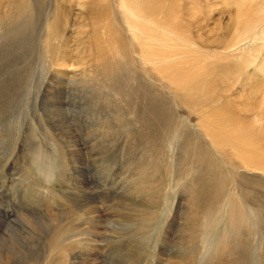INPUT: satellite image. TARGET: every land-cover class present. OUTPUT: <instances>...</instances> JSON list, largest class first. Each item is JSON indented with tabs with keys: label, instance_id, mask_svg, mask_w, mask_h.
I'll list each match as a JSON object with an SVG mask.
<instances>
[{
	"label": "rangeland",
	"instance_id": "rangeland-1",
	"mask_svg": "<svg viewBox=\"0 0 264 264\" xmlns=\"http://www.w3.org/2000/svg\"><path fill=\"white\" fill-rule=\"evenodd\" d=\"M57 1L60 23L52 55L55 61L45 55L39 39L53 0H39L32 16L39 23L26 31L23 22L12 28L24 34L21 39L0 43V258H9L8 264H208L203 246L215 244L212 241L217 237L228 241L236 236L225 230L224 222H218L209 235L201 228L200 216L196 225L192 222L197 209L188 203L184 180L179 181L184 158L180 149H171L169 135L165 144V137L154 131L166 121L171 125L168 130L178 125L209 161L233 164L234 150L225 148L221 156L204 135L201 116L182 106L168 81L154 71L145 75V68L138 64L126 90L138 94L134 104L138 115L146 110L149 117L140 124L136 114L128 115L130 109L114 93L117 89L104 84L95 64L89 45L94 27L88 16L90 1ZM172 1L186 8L181 9L186 14L189 4L198 6L199 12L205 11L204 6L213 8L204 17V36L195 40L204 52H222L236 43V17L247 14L246 8L245 14L239 8L248 0ZM177 22L191 26L188 15ZM256 48L260 53H243L236 60L237 73L219 87L226 100L247 97L260 86L264 77L255 68L264 58V41ZM247 80L253 83L245 86ZM247 107L253 110L251 104ZM144 131L150 132V138H145ZM154 146L161 147L153 149L156 157L152 158L148 148ZM53 158L59 169L50 174ZM151 162L162 169L157 175L158 190L145 183L151 174L146 165ZM225 168L230 170L231 165ZM237 170L246 178L258 175ZM254 189L264 194V187ZM190 230L196 232L195 237L199 235L198 241L189 239ZM243 230V243L238 246L232 241L214 264H264L261 235L248 232L247 226ZM57 231L60 235L53 249ZM27 244L29 251L22 250Z\"/></svg>",
	"mask_w": 264,
	"mask_h": 264
},
{
	"label": "bare ground",
	"instance_id": "bare-ground-1",
	"mask_svg": "<svg viewBox=\"0 0 264 264\" xmlns=\"http://www.w3.org/2000/svg\"><path fill=\"white\" fill-rule=\"evenodd\" d=\"M89 1L88 16L94 26L89 45L93 46V58L97 61L95 64H97L101 76L104 77V84L109 86L110 90L117 89L114 93L121 98L125 107L130 109L128 115L136 114L140 124H145L147 117H149L146 110L141 116L138 115L134 109L138 94L126 90L128 83L134 79L132 70L138 64L140 69L145 68V75L154 71L160 79L168 81L179 97L182 106L191 113L201 116L203 125L206 126L204 127L206 130L204 135L208 141L216 146L221 156L222 153L226 154L225 148L230 147L234 150L232 156L236 159L233 164L232 162L209 161L202 152H199L200 145L194 141V138L184 136L178 125H173L174 129L168 130L171 125L166 121L158 130L154 131L157 136L165 137V144L169 140V135L171 149H180L181 158H184L181 160L180 176L182 179L179 181L184 180L188 203L197 209L196 215H194L195 212L192 214V222L195 223L196 217L200 216L201 228L206 235H209V231H212L218 222H224L227 224L225 230L229 231L230 235L236 236L228 241L222 237H217L212 241L215 244H210L208 247L203 246L205 253L208 252V264L217 262L233 243L238 246L243 243L241 242L243 227L247 226L248 232L259 233L262 239L260 241L264 242V201H262L264 194H260L254 189V186L264 187V182L261 180H264V58L259 60L260 62L255 68V71L259 70L263 74V77L261 76L263 80H260L261 84L257 91L234 101L226 100L225 95L219 91V87L228 82L229 78L239 70L240 67H238L236 60H239L243 53L251 50L259 52L260 50L259 47V50L257 48L255 50V45L264 41V17L261 16L264 0H248L246 6L243 5L239 8V13L242 12V14L246 13H244V8H246L247 14L243 16L244 18L236 17L237 28H235L234 33L238 39L235 44L225 48L223 50L225 52L216 50L204 52L195 44L197 37L204 36L202 27L203 21L206 19L204 17L212 14L213 8L209 9V7L204 6L205 11L199 12L198 6L190 7L189 4L190 6L188 5L186 10L188 14H186L181 12L182 8H179L180 6H177L179 4L172 0ZM177 1L175 0V2ZM185 1L187 2V0ZM165 2L169 3L168 7L165 6ZM233 2L231 5L235 6L236 4ZM38 5L39 0H0V43H5L13 37L21 39L24 36V34L19 35L20 31L12 30V28L17 29L20 22L27 24L28 27L24 29L25 31L34 22L39 23L40 21L36 17H32L34 9ZM237 5L239 7L238 2ZM59 8V1L53 0L50 11L48 10V17H45L47 21L44 22L43 33L39 36L45 55H51L50 57L55 53H53L54 43L59 38L57 30V24L60 23ZM85 11L87 12V9ZM84 14L83 18L85 17ZM183 15L189 16L192 27L187 28L177 22L183 19ZM233 18L235 19V17ZM218 29L220 28L214 30ZM207 32L212 33L211 30ZM192 33L194 37L186 36V34ZM246 40L249 42L245 45ZM249 80L246 81L245 86L253 83ZM108 95L111 97V94ZM107 99L110 100L108 97ZM244 99L246 102H241ZM247 104L252 105V111L251 108L248 109ZM151 107L147 110L149 114H151ZM144 133L145 138H150V132L144 131ZM181 141L184 146L181 145ZM160 147L148 148L150 157H156L153 154V149L155 152ZM224 158L222 159L224 160ZM172 161L177 163L176 159ZM153 162L146 165L151 174L147 176L149 179L145 183L146 185L152 183L150 189L156 190L160 187L157 175L162 169L160 168L159 171V166L153 165ZM227 164L231 165L230 170L225 168ZM58 166L53 158V171L50 174H54ZM238 168L248 173L257 172L256 175H258L246 178L240 173L236 174ZM245 231L247 232V230ZM59 235L60 231H57L53 237V249L57 248L56 242ZM188 235L192 243L199 236L195 237L196 232L194 230H190ZM188 235L186 234L187 237ZM2 243L5 244L3 241ZM6 246L8 245L6 244ZM27 246L28 244L22 250L27 251ZM214 247L216 248L212 250ZM191 248L192 246L189 250L192 251ZM200 254L204 259L203 253ZM8 262L9 258H4V260L0 258V264H8Z\"/></svg>",
	"mask_w": 264,
	"mask_h": 264
}]
</instances>
